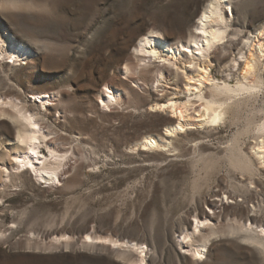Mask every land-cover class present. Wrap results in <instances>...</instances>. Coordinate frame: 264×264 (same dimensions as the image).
<instances>
[{
    "label": "rangeland",
    "instance_id": "obj_1",
    "mask_svg": "<svg viewBox=\"0 0 264 264\" xmlns=\"http://www.w3.org/2000/svg\"><path fill=\"white\" fill-rule=\"evenodd\" d=\"M0 2V37L29 51L15 64L0 58V98H18L38 112L48 145L67 155L61 182L42 184L12 166L25 147L17 146V125L0 122V170L6 171L0 175V264L139 261L131 245H84L88 236L144 245L147 264H264V250L244 240L250 223L264 227L257 150L264 144V87L232 99L217 126L201 125L199 100L216 84L245 82L246 56L264 43V34L255 38L264 30V0L231 1V21L246 35L217 46L213 81L204 84L196 77L204 63L178 55L177 65L173 59L165 68L143 61L135 49L155 32L174 49L188 46L210 0ZM126 66L137 70L126 76ZM106 85L120 93V103L102 104ZM196 85L202 90L194 92ZM33 93L53 98L42 106ZM170 100L189 102L188 125L172 136L166 133L172 115L159 110ZM146 137L168 146L143 151L138 144ZM47 142L41 151L50 156ZM202 212L214 217L195 246L212 227L226 233L213 235L205 259L195 261L180 242Z\"/></svg>",
    "mask_w": 264,
    "mask_h": 264
},
{
    "label": "bare ground",
    "instance_id": "obj_2",
    "mask_svg": "<svg viewBox=\"0 0 264 264\" xmlns=\"http://www.w3.org/2000/svg\"><path fill=\"white\" fill-rule=\"evenodd\" d=\"M231 1L232 0H210L208 5L201 12L199 20L196 22V32L193 33V37L190 39L188 46L182 45L174 49L167 41L162 40L161 34L155 32L156 34H150L146 38L143 36L136 46V53L143 57V61H146L145 59L147 58L150 59V61L155 60L165 68L168 63L173 62V59H175L174 65H177L176 60H178L181 55L188 59V63L190 64H194L195 61L198 60V63L202 62L204 65L201 67V71L196 77L199 78L201 84H204L206 81H211V69L209 70V67L211 64V57L216 53L217 46L222 43L224 44V42L230 45L235 44V37L239 36L240 39H243L246 35L243 27L241 29L235 22L231 21V18L235 17ZM228 11L230 18L228 17ZM244 27H246V25H244ZM263 34L264 30H260L259 35L255 38L259 39ZM252 47H255V45L252 44ZM28 55L29 51L26 44H16L11 40L7 41L0 37V58L11 60L8 64H15ZM263 58L264 43H261L257 51L250 50L249 55L246 56L243 74L245 82L239 83L236 87H232L225 83L222 85L216 84L210 95L206 96L200 93L199 100L202 106L201 117L204 118L201 125L203 123H208L211 126L219 125L225 119L232 99L239 96L242 97L243 94L252 95L264 87ZM135 70L132 67L126 66L125 75L134 74ZM164 70L165 69L159 68L161 75H163ZM195 78L190 79L193 80ZM187 85L193 86V84L190 83H187ZM201 90V85L194 86V92ZM52 98L53 96L48 93H33L31 95V99L40 100L43 104L42 106H46ZM101 101L106 107H109L113 103H120V93L113 91L110 86L106 85L102 91ZM188 107L189 102H174L173 100L159 106V110L168 111V113L172 115L170 117L173 123L171 124L172 127L166 131L167 135L172 136L176 133L185 131L188 125L186 121ZM4 118L10 119L17 125V146L25 147V149L18 154H15L11 161L12 166L23 172H32L42 184L50 186L54 185L56 182H61V177L63 176L62 168L65 166L67 155L58 153L48 145L47 139L50 134L47 135L44 132L39 113L28 108V106L26 107V104H24L23 101H18V98H0V122ZM262 127H264V125ZM43 142H47L46 147L50 152V156L44 155L41 151ZM167 146V143L153 137H146L138 144V147L143 151L161 149ZM257 150L259 154H262L260 158L264 165V144ZM239 161L244 165L243 168H249L251 164L241 157ZM5 172L6 171L1 169L0 175ZM202 216V220H196L193 232L191 234H186L180 242L182 248H187V251L189 250L188 254H191L195 261H203V259H205L208 244L213 235L226 233L225 230H221L219 227H217V230L212 227L211 232L202 236V244L195 246L193 241L196 236L202 233V227L209 226V222H211L214 217L207 212H202ZM230 232L232 233V231ZM261 236H264V227H260L259 229V227L256 228V226L250 223L244 240L247 243L260 246V249L264 250V237L262 238ZM83 244H112L113 246L131 245L132 248L140 254L137 264H147V247L144 245L120 242L111 238H104L103 240L96 241L91 236H88Z\"/></svg>",
    "mask_w": 264,
    "mask_h": 264
}]
</instances>
